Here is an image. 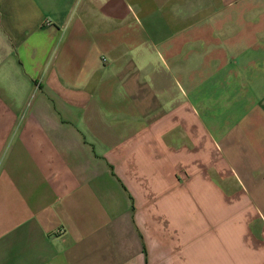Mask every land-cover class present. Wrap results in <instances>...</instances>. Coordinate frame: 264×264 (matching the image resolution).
<instances>
[{
	"label": "crops",
	"instance_id": "1",
	"mask_svg": "<svg viewBox=\"0 0 264 264\" xmlns=\"http://www.w3.org/2000/svg\"><path fill=\"white\" fill-rule=\"evenodd\" d=\"M0 264H264V0H0Z\"/></svg>",
	"mask_w": 264,
	"mask_h": 264
}]
</instances>
